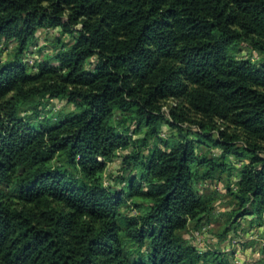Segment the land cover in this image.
I'll return each instance as SVG.
<instances>
[{
    "label": "trees",
    "instance_id": "obj_1",
    "mask_svg": "<svg viewBox=\"0 0 264 264\" xmlns=\"http://www.w3.org/2000/svg\"><path fill=\"white\" fill-rule=\"evenodd\" d=\"M1 45L0 264H233L264 215V0H0Z\"/></svg>",
    "mask_w": 264,
    "mask_h": 264
},
{
    "label": "rangeland",
    "instance_id": "obj_2",
    "mask_svg": "<svg viewBox=\"0 0 264 264\" xmlns=\"http://www.w3.org/2000/svg\"><path fill=\"white\" fill-rule=\"evenodd\" d=\"M59 37V31L58 30H40L37 34V40H36V46L37 50L43 49V55L52 54L55 52L56 49V38ZM62 42H69V38L62 37ZM3 49V46H0V51ZM6 49V48H5ZM12 47L10 46L8 50H11ZM36 49V48H34ZM2 59L7 58V52H3ZM42 56V55H41ZM241 58L244 59H250L253 61H257L260 56L257 52H250L247 48L244 49V52L239 55ZM35 58L31 59V62ZM41 59V57H40ZM32 64V63H31ZM167 107L164 109L166 110ZM64 110L65 112L71 110L70 106H64L63 103L58 101H53L49 104L47 107V113L49 112H57V111ZM164 131L167 133L169 130L168 128H164ZM119 169V163L115 162L109 166L108 174L109 172H116ZM108 184V182H106ZM224 185H219L218 187H207L208 192L212 191L213 188L217 189L215 190L218 193H222L223 195L226 193V189L223 187ZM228 199H220L217 202H215V207L218 212L225 210L229 211L230 208L227 206ZM225 221V218L221 219L217 223H214V225L206 226L212 231L209 232L207 235H204L202 242H200V246L205 251L207 250H214L215 247L218 246L217 242L219 241L218 236L219 233L226 228H222L221 223ZM251 222H254V219H243L242 221H239L241 223L238 228L230 231L229 226L227 229H229V232L227 233V241L224 244L220 245V248L218 250L222 253H234V258L232 259L233 264H264V215L261 219V226L257 227L255 224H250ZM232 241H231V240ZM230 240V241H229ZM199 241H197L198 243ZM202 250V251H204Z\"/></svg>",
    "mask_w": 264,
    "mask_h": 264
},
{
    "label": "built area",
    "instance_id": "obj_3",
    "mask_svg": "<svg viewBox=\"0 0 264 264\" xmlns=\"http://www.w3.org/2000/svg\"><path fill=\"white\" fill-rule=\"evenodd\" d=\"M204 235H207L205 230L202 233H197L196 234V242L195 243L198 244V247H199L200 250H204V249L201 248V246L199 244L200 242H202ZM197 241H199V242L197 243Z\"/></svg>",
    "mask_w": 264,
    "mask_h": 264
}]
</instances>
